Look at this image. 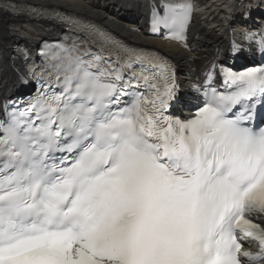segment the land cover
<instances>
[{"label": "snow or ice", "instance_id": "1", "mask_svg": "<svg viewBox=\"0 0 264 264\" xmlns=\"http://www.w3.org/2000/svg\"><path fill=\"white\" fill-rule=\"evenodd\" d=\"M27 14L83 35L0 49V73L35 86L0 107V264H264V64L222 67L219 91L212 62L181 119L167 57L51 6ZM191 16L158 0L150 29L187 48ZM245 38L264 55V35Z\"/></svg>", "mask_w": 264, "mask_h": 264}, {"label": "bare ground", "instance_id": "2", "mask_svg": "<svg viewBox=\"0 0 264 264\" xmlns=\"http://www.w3.org/2000/svg\"><path fill=\"white\" fill-rule=\"evenodd\" d=\"M257 1L261 0H238V4L234 3V0H197V7L202 11L193 19V34L190 49L187 50L179 43L146 37L144 14L147 9L144 0H12L25 9L29 6H51L84 18L85 21L93 20L130 43L154 46L171 53L180 85L179 96L184 106L192 105L199 99V92L195 89L203 84L205 72L212 62L221 63L231 58L227 53L234 33L227 30L229 20L226 19L230 9H237L238 5L253 8ZM248 27L250 26L242 23L233 25L235 30L241 32ZM56 28L49 20L20 18L10 10L6 12L0 9V49L7 54L12 51V45L15 43L30 44L47 34L56 36ZM238 37L240 41H248L245 37ZM239 52V58H242L245 55L242 48ZM25 87L26 85L18 83L10 72L0 73V101ZM179 113L182 112L179 111L175 115ZM183 113L187 114L188 111Z\"/></svg>", "mask_w": 264, "mask_h": 264}, {"label": "water", "instance_id": "3", "mask_svg": "<svg viewBox=\"0 0 264 264\" xmlns=\"http://www.w3.org/2000/svg\"><path fill=\"white\" fill-rule=\"evenodd\" d=\"M19 7H22L21 5H18ZM1 10H3V11H6L7 12V10H4L3 9V7L2 8H0ZM15 15H17V16H19L20 18H22V17H26V18H29L27 15H25V14H23V13H19V12H17V13H15ZM173 57H171V59H172ZM173 60V59H172Z\"/></svg>", "mask_w": 264, "mask_h": 264}, {"label": "rangeland", "instance_id": "4", "mask_svg": "<svg viewBox=\"0 0 264 264\" xmlns=\"http://www.w3.org/2000/svg\"><path fill=\"white\" fill-rule=\"evenodd\" d=\"M186 67V66H185Z\"/></svg>", "mask_w": 264, "mask_h": 264}]
</instances>
